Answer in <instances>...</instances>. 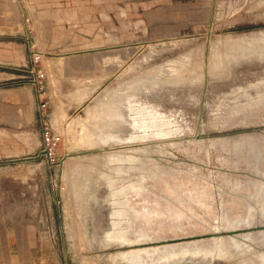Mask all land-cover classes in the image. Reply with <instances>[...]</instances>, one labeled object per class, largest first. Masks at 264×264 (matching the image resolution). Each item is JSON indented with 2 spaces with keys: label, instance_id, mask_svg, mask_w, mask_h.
Returning a JSON list of instances; mask_svg holds the SVG:
<instances>
[{
  "label": "rangeland",
  "instance_id": "rangeland-1",
  "mask_svg": "<svg viewBox=\"0 0 264 264\" xmlns=\"http://www.w3.org/2000/svg\"><path fill=\"white\" fill-rule=\"evenodd\" d=\"M5 32L14 52L27 45L28 76L45 73L46 124L62 138L52 163L40 157L41 112L11 135L0 131V225L12 224L13 264H146L134 254L179 243L189 244L184 255L152 264H263L261 209L251 211L253 225L225 230L223 198L241 188L255 205L264 190V0H0ZM142 85L129 103L127 142L106 147L109 172L92 170L105 150L87 138L104 104ZM165 182L168 196L158 193ZM201 182L215 214L194 202ZM182 208L174 236L169 215ZM137 219L150 240L127 239ZM231 237L247 251L208 246Z\"/></svg>",
  "mask_w": 264,
  "mask_h": 264
},
{
  "label": "bare ground",
  "instance_id": "bare-ground-1",
  "mask_svg": "<svg viewBox=\"0 0 264 264\" xmlns=\"http://www.w3.org/2000/svg\"><path fill=\"white\" fill-rule=\"evenodd\" d=\"M246 50H252V49H246ZM234 59H235V57H234ZM227 64H229V63H227ZM218 65L220 67L221 62L216 65V67H215L216 69H217ZM210 73L213 76L215 74H217L216 70H212V71H210ZM137 82L142 83V81H140V80H138ZM133 85H136V84L133 83ZM133 85H132V87H133ZM144 87H145V85H142L141 87L139 86L138 88H131V89L129 88L130 89L129 91H126V92L124 91V93L122 94V95H124V97L122 96V98H121V94L118 93L117 96H120L119 97L120 99L118 98L119 100L115 96H113L116 99L112 97L108 102H106L104 104V115L101 117L100 122H97L96 124L93 125L94 133L91 134L87 138V142L91 143L92 146L105 150V153L101 154L102 155L101 157L99 156L100 158L99 157L95 158V156H94V158L91 159L92 164H91L90 168L92 170H96V168L97 169L102 168L104 170L106 169L104 166V163L107 161V157H108V151H107L108 149L106 147H108L110 145L122 144V143L127 142V141L118 140L119 136L117 135V132H116L117 131L116 128L118 126L117 124L119 123V124L123 125L124 121H126V117H122V121L118 122V121H120L121 116L119 115V112L117 109H118V107L123 108V106L126 104L125 102H129L131 100V97L134 98L133 93L139 92ZM121 90L122 89H120V91ZM110 91L109 90L106 91V97H108V95L110 94ZM97 111H99V110H97ZM112 115L114 116L115 119L113 118ZM98 118H100V117H98ZM114 126H115V128H113ZM141 139L142 138H140V137H135V138L131 139V141L137 142L138 140H141ZM122 147H126V146L125 145L124 146H120V145L116 146V148H122ZM107 171L109 172V170H107ZM168 178L169 179L172 178L173 181H179V180H183V179L185 180L186 179V177H182L179 174H174V175L168 176ZM83 184L85 185V183H83ZM165 185H166L165 187L161 188L160 192L156 191V186L154 188L155 190L152 191V193H151L152 196H151V199L149 200V206H148V207H150L151 212H156L158 210V206H159V199H158L159 194L158 193H161L163 195L165 194L166 196H168L170 189H171L170 182H165ZM89 186H91L90 182L86 184V187H89ZM75 187L76 186L74 185V189H75ZM183 187H186L185 181H181L180 192H183ZM235 191L237 192L236 195H234L233 192L230 191L233 195L231 200L223 198V202H227V205L225 208L227 211V215L224 216L225 224L227 226L223 227V229H225V230H230V229L233 230L234 228H238L240 226H251L248 224V222L250 219H251V221L254 219L251 216L252 210L250 211V210L246 209V207H245V204L248 202V199L241 195L242 193H244L245 189L240 188V189H236ZM196 196H197V198L195 199L194 202H197V204L199 205V209L201 207H204L208 210L209 213H211V214L216 213L215 205L211 201V199L213 198V195H212V191H211L210 187H208L206 184L202 183L201 187H200V191L196 193ZM169 198L170 199L168 201H176L178 199L176 196L175 197L171 196ZM229 203H231L232 206H229L228 205ZM185 212H186V209L182 208V209H180V211H174L169 215V217L172 218L173 222H170V226H168V225L167 226L174 228V233H172V234H174V236H177V233H178V230L176 229L177 222L179 219H182L185 216ZM198 213H200V211L196 209V214H198ZM211 218H212L211 216H208V218H206L202 221L203 224H204V222H207V223L210 222L211 223ZM222 218H223V216H222ZM230 220L232 221V226H230V223H231ZM94 224H95V222H94ZM147 224H148L147 222L142 221L140 219L135 220V222L133 223V226L128 231L127 239L134 240L135 242L150 240V238L145 234V228L144 227ZM109 225L111 226V225H118V224L117 223H112V224L109 223ZM95 229H94V231H96ZM218 230H220V229H212V227L210 228V231H213V232H216ZM108 237H109V235H103L100 238L103 246L109 247L112 245L111 241H109L107 239ZM248 237L251 238V236H248ZM161 238L163 240H165L167 238V236H165L163 234V235H161ZM160 242H163V241H156V244H158ZM218 242H223V244L226 246L229 244L230 246H232L233 250H235V251L238 250V252H240L241 254H243L245 251H247V248H242L239 245V243L237 242V240L233 237L228 238V239L223 238V239H218V240L215 239V240L209 241V243H208V246H210L209 248L212 251H216L217 248L219 247ZM260 243L263 244L262 241H258V244H260ZM188 250H189V244L188 243H179L176 245H171V246L166 247V248L158 247V246L149 247V248H144L142 251L135 253L132 260L136 263L152 264L157 260L170 259L173 256H177L178 258H180ZM190 252L192 253V251H190ZM209 253L212 254L211 251ZM218 253L219 252L217 251L216 254L218 255ZM261 255L262 254H260L259 256H260V259L262 262V261H264V257ZM170 260H172V259H170ZM181 261H183V260H179V262H181Z\"/></svg>",
  "mask_w": 264,
  "mask_h": 264
},
{
  "label": "crops",
  "instance_id": "crops-1",
  "mask_svg": "<svg viewBox=\"0 0 264 264\" xmlns=\"http://www.w3.org/2000/svg\"><path fill=\"white\" fill-rule=\"evenodd\" d=\"M4 12L12 15L9 10ZM13 43L12 35L0 33V131L8 135L14 130L28 127L30 122H37L40 117L37 90L24 69L29 63L27 45L21 41L20 45L16 44L19 47L14 52ZM12 243V224L0 225V264H13Z\"/></svg>",
  "mask_w": 264,
  "mask_h": 264
},
{
  "label": "built area",
  "instance_id": "built-area-1",
  "mask_svg": "<svg viewBox=\"0 0 264 264\" xmlns=\"http://www.w3.org/2000/svg\"><path fill=\"white\" fill-rule=\"evenodd\" d=\"M31 76H28V79H32L33 85L37 90V97L39 100V110L42 117V149L40 152V157H44L50 162L56 161V151L58 146L61 143V136L54 133L51 128L46 124L45 112L48 103L44 100V95L42 94V86L45 82V73L42 70L35 69L30 73Z\"/></svg>",
  "mask_w": 264,
  "mask_h": 264
},
{
  "label": "flooded vegetation",
  "instance_id": "flooded-vegetation-1",
  "mask_svg": "<svg viewBox=\"0 0 264 264\" xmlns=\"http://www.w3.org/2000/svg\"><path fill=\"white\" fill-rule=\"evenodd\" d=\"M142 90H140L139 92H137V93H133L134 94V98H135V96L136 95H141V92ZM131 99H133L132 97H131ZM126 104V106L124 105L123 106V108H119L118 107V112H119V115L121 116V118H120V121H118V122H121L122 121V117H126L127 118V115H128V110L130 109V107L131 106H129V103H130V101L129 102H125ZM113 116V115H112ZM113 118H114V116H113ZM115 119V118H114ZM126 124H127V120L126 121H124V123H123V125L122 124H117L118 126H117V135L119 136L118 137V140H121V141H127L126 140V131L125 130H127L126 128H127V126H126ZM130 139H133L132 137H129ZM135 138V137H134ZM245 207H246V209H248V210H253V209H255V207H259L260 209H261V214L264 216V190L262 191V196H260V198H259V201H257V203L255 204V205H253V204H249L248 202L245 204ZM251 216L254 218L252 221H251V219L249 220V222H248V224L249 225H253L254 223H255V218L256 217H254L255 215L251 212ZM262 223H264V222H262ZM258 241H262L263 242V244L262 245H264V235L262 236V237H260V239L258 240ZM252 256H255L254 254H252ZM261 256H263L264 257V250H263V252H262V255ZM262 263L264 264V261H262Z\"/></svg>",
  "mask_w": 264,
  "mask_h": 264
}]
</instances>
